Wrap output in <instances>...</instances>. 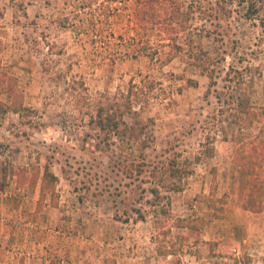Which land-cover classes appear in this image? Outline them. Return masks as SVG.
Here are the masks:
<instances>
[{
	"label": "rangeland",
	"instance_id": "rangeland-1",
	"mask_svg": "<svg viewBox=\"0 0 264 264\" xmlns=\"http://www.w3.org/2000/svg\"><path fill=\"white\" fill-rule=\"evenodd\" d=\"M0 78L22 105L0 113V197L17 205L12 180L30 204L21 258L264 264V0H0ZM128 90L117 131L89 124ZM43 166L54 204L29 186ZM162 205L189 227L155 238Z\"/></svg>",
	"mask_w": 264,
	"mask_h": 264
},
{
	"label": "trees",
	"instance_id": "trees-1",
	"mask_svg": "<svg viewBox=\"0 0 264 264\" xmlns=\"http://www.w3.org/2000/svg\"><path fill=\"white\" fill-rule=\"evenodd\" d=\"M154 13H152V10L150 8L148 9L146 7L145 2H142L136 8L133 21L139 24L151 23L155 19ZM207 76L210 77V74H207ZM0 88L5 89V82H3L2 78H0ZM130 94L131 90H128L119 105L114 104L113 102L98 104V106H96L95 108L93 116L89 118V124L97 128L99 131L103 132V134L106 136L109 135V133L111 134L117 131V127L119 125V122L121 121L122 116L130 109ZM7 97H9V99L6 102L0 100V113H5L8 111L18 112L22 107L19 95L9 89V92H7ZM42 168V170L34 173L30 177L29 186H31V188L36 186L38 195H48L49 199L54 204V198H56V194L54 193V185L57 181V178L50 170H48L46 166H43ZM20 175H23V173L21 172ZM16 182L18 186H20L22 183L18 177H16ZM39 206L40 205H38L37 203L36 208L38 209ZM160 210L163 214V217L155 222V238H158L159 235L170 236L171 228H186L189 227V224L192 221L190 218L177 217L171 219L166 207L163 205L160 206L159 211ZM159 253L166 255L170 252L161 250L159 251Z\"/></svg>",
	"mask_w": 264,
	"mask_h": 264
},
{
	"label": "crops",
	"instance_id": "crops-1",
	"mask_svg": "<svg viewBox=\"0 0 264 264\" xmlns=\"http://www.w3.org/2000/svg\"><path fill=\"white\" fill-rule=\"evenodd\" d=\"M6 189L9 194H17V196L14 198L16 199L14 202H17V205L11 206V199L0 197V216L5 218V222L0 223V264H31L26 258L20 257L23 252L25 254L27 253L26 251H28V249L25 250V248L27 247L26 242L29 236L26 235L25 232L19 233V235H17V228H15L14 231L11 230V223L16 220L15 216L19 215V212L20 214H27L26 207L30 204L28 203L27 199H24L22 196L25 195L24 190L22 189L19 191V187L15 188V183L12 182V180H9V184L6 186ZM18 194H21V196ZM20 209H22L23 212H21ZM25 228L26 227L23 226L22 229ZM29 244H31V247L34 250L35 247L38 248L39 245L35 238L33 241H30Z\"/></svg>",
	"mask_w": 264,
	"mask_h": 264
}]
</instances>
